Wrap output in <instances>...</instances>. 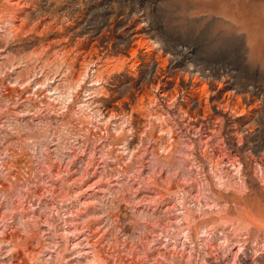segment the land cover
I'll return each instance as SVG.
<instances>
[{
    "label": "rangeland",
    "instance_id": "obj_1",
    "mask_svg": "<svg viewBox=\"0 0 264 264\" xmlns=\"http://www.w3.org/2000/svg\"><path fill=\"white\" fill-rule=\"evenodd\" d=\"M263 213L264 0H0V264H264Z\"/></svg>",
    "mask_w": 264,
    "mask_h": 264
},
{
    "label": "bare ground",
    "instance_id": "obj_2",
    "mask_svg": "<svg viewBox=\"0 0 264 264\" xmlns=\"http://www.w3.org/2000/svg\"><path fill=\"white\" fill-rule=\"evenodd\" d=\"M138 34H136L135 33V37L137 36ZM161 52V51H160ZM137 53H139L138 51H134L133 52V54H131V56L130 57H132L131 58V60H130V62H131V64H132V67H136V66H138L139 65V63H138V56H137ZM138 55H140V54H138ZM146 55V54H145ZM154 55V54H153ZM153 55H150V53L149 54H147V56H144V54H143V57H141V59H149V58H152L153 57ZM138 57V58H137ZM165 58V57H164ZM153 59H155V61H159L158 59H160L159 58V56L157 57V55H154V58ZM167 59H168V57H167ZM140 60V59H139ZM165 60V59H164ZM163 60V61H164ZM175 60H176V58H175ZM162 61V60H161ZM169 61V60H168ZM172 61V60H171ZM141 62V61H140ZM165 62V61H164ZM128 63V62H127ZM145 63V62H144ZM166 63V62H165ZM172 64V63H171ZM146 65V64H145ZM166 65V64H165ZM170 65V64H169ZM142 66V65H141ZM143 68H144V66H142ZM159 67V66H158ZM175 67V66H174ZM137 68V67H136ZM142 68V69H143ZM163 68H164V65H163ZM172 68V67H171ZM132 69V68H131ZM176 69V68H175ZM179 69V68H178ZM173 70V69H172ZM174 71V70H173ZM173 71H171V70H169L168 71V73H166L167 71L165 70V69H162V74L160 75H157L158 77L156 78V79H154L155 81H153L154 83H152V81H151V85L152 86H154L155 85V88L159 91L160 90V92H162V97L164 98H168L169 100H175V97H176V95H177V93L179 94V92H181V93H183V95H185L183 98V104H182V106H181V110L183 109V112L185 113V114H187V115H189V116H193V117H197L198 116V114H199V112H201V113H203V114H205V113H207L208 112V110H209V105H208V103H210V101L212 102V104H216V107L218 106L219 108H221V107H223V108H225V109H227V108H229V109H232V111H239V115L241 116L242 114H244V108L246 107H244V105H242V103H240V100L237 98L236 99V101H237V103H233V99H234V92H232V91H226V92H224L223 93V91L225 90V89H227L226 88V86H228V84H226L227 83V80H221L220 82H214V81H210V79L209 80H207V79H205L203 82H202V80L201 79H203L202 77H201V79L198 77L199 75H200V73H199V71H196L195 70V72L193 73V71H190V70H187V71H185V72H180L179 70L178 71H176V72H173ZM181 71H182V69H181ZM184 71V70H183ZM157 73V72H156ZM155 73V74H156ZM173 74H176L175 76H174V79H172V75ZM202 74H204V73H202ZM205 78H206V76L205 75H203ZM156 77V76H155ZM210 78V77H209ZM190 80V84H188L189 81ZM216 80V79H215ZM231 80V79H230ZM201 81V82H200ZM172 83H175V85H173L174 87H173V89L171 88V90L169 91L168 89L170 88V85L172 84ZM201 85L202 87H199V88H202V94H199V95H197L198 94V91L197 90H199L198 89V85ZM189 85V86H188ZM152 88V87H151ZM228 90V89H227ZM245 92V91H244ZM180 93V94H181ZM220 93L222 94V95H220ZM242 93V92H241ZM248 94V93H247ZM251 94V93H250ZM235 95H237V94H235ZM160 96V97H161ZM220 96H221V100H220V102H218V99L220 98ZM247 96V95H246ZM245 96V97H246ZM249 96V95H248ZM248 96L246 97V98H248ZM178 97V96H177ZM236 97H238V96H236ZM235 97V98H236ZM164 98V99H165ZM239 98H242V97H239ZM246 98H244L245 99V101H243L244 102V104L245 103H248V100L246 99ZM148 99V98H147ZM154 100H156L155 98H153ZM249 99V98H248ZM146 100V99H145ZM150 100V99H149ZM152 100V99H151ZM153 100V101H154ZM210 100V101H209ZM146 102V101H145ZM235 102V101H234ZM142 103V102H141ZM149 103H151L152 104V102H149ZM150 104V105H151ZM208 105V106H207ZM211 106V105H210ZM146 107V106H145ZM222 108V109H223ZM142 110H143V108H141ZM212 109V108H211ZM224 109V110H225ZM242 109V110H241ZM145 110V109H144ZM217 110H218V108H217ZM216 110V111H217ZM224 110H223V112H224ZM228 110V109H227ZM226 110V111H227ZM222 111V110H221ZM220 111V112H221ZM182 112V113H183ZM209 112H212V111H209ZM222 112V113H223ZM225 113V112H224ZM241 113V114H240ZM237 114V115H238ZM249 114V113H248ZM124 115V114H123ZM207 114H205L204 116H206ZM209 115V114H208ZM235 115V114H234ZM188 117V116H187ZM192 117V118H193ZM203 117V116H202ZM206 117H208V116H206ZM212 117V116H211ZM237 117H239V116H237ZM190 118V117H189ZM196 119H198V118H196ZM200 119V118H199ZM213 119V118H212ZM237 119V118H236ZM249 119V118H248ZM206 120V119H205ZM240 120V119H239ZM237 121V120H236ZM197 123V122H196ZM236 128H238V127H236ZM252 128V127H251ZM239 129V128H238ZM243 129V128H242ZM248 129V128H247ZM252 130V129H251ZM236 132H238L237 130H236ZM239 133V132H238ZM259 164V163H258ZM259 204H260V202H259ZM254 207H255V205H254ZM259 207V206H258ZM263 208V207H262ZM257 212V211H256ZM255 214V213H254ZM257 214V213H256ZM264 214V213H263ZM256 217V216H255Z\"/></svg>",
    "mask_w": 264,
    "mask_h": 264
}]
</instances>
